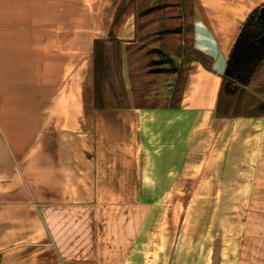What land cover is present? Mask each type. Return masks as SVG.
I'll use <instances>...</instances> for the list:
<instances>
[{"label":"crops","instance_id":"1","mask_svg":"<svg viewBox=\"0 0 264 264\" xmlns=\"http://www.w3.org/2000/svg\"><path fill=\"white\" fill-rule=\"evenodd\" d=\"M123 0H0V49L36 55L34 80L0 81V264H264V118H222L232 49L264 0H193L194 61L181 107L95 105L93 49ZM136 39L135 6L112 29ZM151 99L181 62L155 47Z\"/></svg>","mask_w":264,"mask_h":264},{"label":"trees","instance_id":"2","mask_svg":"<svg viewBox=\"0 0 264 264\" xmlns=\"http://www.w3.org/2000/svg\"><path fill=\"white\" fill-rule=\"evenodd\" d=\"M135 6L136 39L126 46L130 89L123 81V46L112 30L130 5ZM262 9V8H261ZM261 9L244 23L232 49L225 73V83L238 87L233 97L221 91L217 114L222 118H264V24ZM193 0H123L119 5L106 41L94 42L95 105L101 109L121 107V101L105 69V45L111 43L115 76L129 108L179 109L194 61L210 69L213 59L195 46ZM155 45L166 54L178 55L181 62L170 98L156 101L151 92L160 77Z\"/></svg>","mask_w":264,"mask_h":264},{"label":"rangeland","instance_id":"3","mask_svg":"<svg viewBox=\"0 0 264 264\" xmlns=\"http://www.w3.org/2000/svg\"><path fill=\"white\" fill-rule=\"evenodd\" d=\"M155 47L158 48L157 45ZM42 51L46 56L53 52L61 53L62 50L0 49V81L4 82L7 79L10 84L18 86L20 81L34 80L37 67L36 55ZM161 53L166 54L163 51Z\"/></svg>","mask_w":264,"mask_h":264},{"label":"water","instance_id":"4","mask_svg":"<svg viewBox=\"0 0 264 264\" xmlns=\"http://www.w3.org/2000/svg\"><path fill=\"white\" fill-rule=\"evenodd\" d=\"M259 19L263 22L264 24V7L260 10L259 12ZM111 56V55H110ZM112 60V59H111ZM116 77V76H115Z\"/></svg>","mask_w":264,"mask_h":264}]
</instances>
